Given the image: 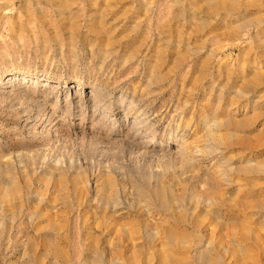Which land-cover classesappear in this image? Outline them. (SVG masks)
<instances>
[{
    "label": "rangeland",
    "instance_id": "obj_1",
    "mask_svg": "<svg viewBox=\"0 0 264 264\" xmlns=\"http://www.w3.org/2000/svg\"><path fill=\"white\" fill-rule=\"evenodd\" d=\"M0 264H264V0H0Z\"/></svg>",
    "mask_w": 264,
    "mask_h": 264
},
{
    "label": "bare ground",
    "instance_id": "obj_2",
    "mask_svg": "<svg viewBox=\"0 0 264 264\" xmlns=\"http://www.w3.org/2000/svg\"><path fill=\"white\" fill-rule=\"evenodd\" d=\"M128 114V113H127Z\"/></svg>",
    "mask_w": 264,
    "mask_h": 264
}]
</instances>
